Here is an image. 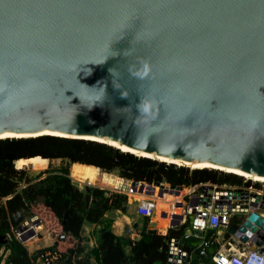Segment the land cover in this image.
Listing matches in <instances>:
<instances>
[{
  "label": "water",
  "instance_id": "95a60500",
  "mask_svg": "<svg viewBox=\"0 0 264 264\" xmlns=\"http://www.w3.org/2000/svg\"><path fill=\"white\" fill-rule=\"evenodd\" d=\"M46 131L264 176V0H0V135Z\"/></svg>",
  "mask_w": 264,
  "mask_h": 264
},
{
  "label": "trees",
  "instance_id": "16d2710c",
  "mask_svg": "<svg viewBox=\"0 0 264 264\" xmlns=\"http://www.w3.org/2000/svg\"><path fill=\"white\" fill-rule=\"evenodd\" d=\"M28 159H60L67 161L58 167H48L34 176H29L25 169L14 168V162ZM73 163V164H72ZM74 164L98 168L117 176L145 181L147 183H168L186 185L198 182H217L240 184L243 178L215 169L176 166L148 157H139L124 152L106 143L66 138L53 135H39L23 138L0 139V236L8 237L5 244L0 243V264H35L36 255L47 254L53 264H91L92 255H96L98 264H165L169 243L179 240V246L191 252L188 264H211V256L217 250L218 243L212 237L211 244L205 247L206 257H196L192 250L199 239L186 232L187 225L169 228L166 234H159L149 229L144 222L140 237L131 241L128 236L117 235L112 231L113 219L107 216L109 211H121L126 214V195L104 189L89 187L84 194L77 192L69 175ZM118 174H116V171ZM42 175H45L41 178ZM71 176V175H70ZM249 184V181L246 183ZM25 186V188H22ZM43 205L49 209L60 222L66 215L62 232L65 242L73 238V243L62 250L63 240L52 246L43 247L29 254L26 246L17 239L12 228L34 216L35 210ZM164 204L158 202L154 222L160 225ZM34 210V211H35ZM71 224L72 229H68ZM83 224H93L92 236L95 247L87 248L81 237L74 234ZM156 224V225H157ZM235 224V223H234ZM78 231V232H79ZM77 232V234H78ZM215 231H208L206 237ZM60 234V233H59ZM227 236V233H224ZM87 240V239H86ZM73 249L71 254L67 253Z\"/></svg>",
  "mask_w": 264,
  "mask_h": 264
},
{
  "label": "built area",
  "instance_id": "2783aa9c",
  "mask_svg": "<svg viewBox=\"0 0 264 264\" xmlns=\"http://www.w3.org/2000/svg\"><path fill=\"white\" fill-rule=\"evenodd\" d=\"M130 181L131 187L128 191L123 192L117 188L108 190V188V194L116 192L126 195V205L134 203V213L146 221L147 228H149L148 221H151L159 199L167 194L171 196L170 208L167 211L169 214L168 224L164 228H156L159 234H166L169 228L187 225V233L192 234V231H198L192 234L199 239L197 247L205 250V247L211 244L212 237L218 243L217 250L211 256V264H264V252L260 251L264 242L257 246L252 240L253 236L258 238V231H261L260 226H256V230H252L245 242L228 232L230 226L237 230L252 212H256L264 218L263 183L245 177L240 184L208 181L170 185L132 179ZM176 210H178L177 213ZM251 224L254 225V222ZM143 226H139L137 220L131 218L123 235L128 236L131 241H135L140 237ZM35 228L36 226H34V230H37ZM208 231H215V233L206 237ZM12 233L20 240L21 233L18 227L12 228ZM224 233H227V236ZM175 241H177V245H175ZM187 254L191 255V252L188 253L182 249L178 239H172L169 243L165 264H182V257ZM37 258L35 264H53L47 254H41Z\"/></svg>",
  "mask_w": 264,
  "mask_h": 264
},
{
  "label": "rangeland",
  "instance_id": "374dc122",
  "mask_svg": "<svg viewBox=\"0 0 264 264\" xmlns=\"http://www.w3.org/2000/svg\"><path fill=\"white\" fill-rule=\"evenodd\" d=\"M129 153V152H128ZM66 163L67 161L65 160H60V159H47V160H42V159H28V160H19L16 163L14 162V168L16 169H25L26 173L29 176H34L36 175L38 172L46 170L48 167H58L60 164L62 163ZM16 164V167H15ZM73 164V163H72ZM184 167V166H183ZM192 169V168H189ZM116 171V170H115ZM223 172V171H222ZM89 174V172L86 170L85 167L82 166H78V165H74L72 166L71 169V176L69 175V179L71 181V183L74 185V187L77 189V192H80L82 194H84V189L85 186H90V187H98V188H102L106 191V194H108L109 192L107 191L108 188L106 187H102V186H98L100 183V179L97 176H94L93 179L90 180H86L83 179L80 174ZM116 174H118V172H115ZM226 173V172H224ZM45 175H42L41 178H43ZM243 178V177H242ZM87 181V182H86ZM258 184V183H257ZM22 188H25V186H22ZM108 190H113V189H108ZM85 196V194H84ZM170 208V205H167L166 208L163 209V215H162V219H161V224L158 225L157 222H154V215L156 213V209L154 212V215L151 218V221H148V227L149 229H155L156 228H160L161 226H164L165 224L167 225V221H168V212ZM35 209L32 208V211L34 213L33 217L39 218L40 222H41V228L35 230L34 235L28 239L24 243V245H26L29 250H31L32 248H34L35 246H42L43 244H47V243H55L56 239H58V236L61 234H65V231L62 232V227L60 222L57 220V218L54 216V214L47 209L46 207H44L43 205H39V207L34 211ZM126 216L132 217L134 218V220H137V223L139 226L144 225V222H146L144 219L137 217L136 214L134 213V203H129L127 206V210H126ZM107 216L112 218L113 220H117V219H122L123 224H119V223H115L114 226V231L121 232L120 234L117 235H123V233H125V228L127 226V224L131 221V218L127 219L123 213L120 211H109L107 213ZM32 218V217H31ZM159 223V222H158ZM157 224V225H156ZM88 224H83L81 229L82 230H78V234L76 232V234H74L75 237L79 236L81 237V241L82 243L88 244V247L91 248L89 241L90 240H86V235H87V229L88 227H86ZM121 225H123L122 227H120ZM68 229H72L71 224L68 225ZM122 228V230H121ZM41 233V234H40ZM60 233V234H59ZM86 234V235H85ZM116 234V233H115ZM85 235V236H84ZM40 236H44V237H40ZM37 238V239H34ZM54 239V240H52ZM90 239L91 241H94V238L92 237V235H90ZM61 240H63V243L61 244L62 246V250L65 251L66 247L70 246V244L73 243V238H70L68 241L65 242V239H58V241L60 242ZM53 244H51L50 246H52ZM49 246V247H50ZM48 247V246H46ZM27 249V250H28ZM41 248L36 249L35 251L29 252V254H33L34 252H36L37 250H39ZM38 255L35 256L34 262H36V259L38 260ZM72 261V260H71Z\"/></svg>",
  "mask_w": 264,
  "mask_h": 264
},
{
  "label": "bare ground",
  "instance_id": "6f19581e",
  "mask_svg": "<svg viewBox=\"0 0 264 264\" xmlns=\"http://www.w3.org/2000/svg\"><path fill=\"white\" fill-rule=\"evenodd\" d=\"M44 134H48V135H53V136H64V137H75L73 135H66V134H62V133H58V132H50V131H46V132H43ZM40 134L36 133V134H11V133H3L0 135V139L2 138H23V137H35V136H38ZM83 139H87V140H94V141H105L106 143H108L109 145L115 147V148H118L119 150L121 151H124V152H129L131 154H134L136 156H139V157H148V158H152V159H156L158 161H163L165 163H168V164H175L176 166H184V167H188V168H192V169H200V168H209V169H218V170H221L223 172H226V173H232V174H236V175H240L242 177H245V178H248V179H251L252 181H256V182H260V183H263L264 184V176H259V175H253V174H250V173H246L240 169H234V168H230V167H222V166H217V165H212V164H209V163H193V162H187V161H182V160H179V159H175V158H169V157H163V156H153L151 154H148V153H145V152H139V151H136V150H133L125 145H122V144H119L117 142H113V141H107V140H100V139H97V138H94V137H82ZM75 166L77 164H74ZM73 165V166H74ZM79 166V165H78ZM82 167H85V166H82ZM86 170L89 172V174H86V173H83V174H80V176L83 178V179H86V180H90V179H93L94 176H97L100 180V183L98 186H102V187H106V188H109V189H113V188H117V189H120L121 191L125 192V191H128L130 189V185H131V181L129 179H126V178H123V177H120V176H117L115 174H112V173H109V172H105L101 169H98V168H90V167H85ZM87 182V181H86ZM171 200V196L165 194L163 197H161L159 199L158 202H161L164 204V208L167 207V205H170L169 201ZM157 206H158V203H157ZM178 210H176V213H177ZM156 212H157V208H156ZM156 215V213H155ZM155 215H154V219H157L155 218ZM168 217H169V214H168ZM167 224H168V221H167ZM39 226L41 225H38L36 226V228L40 229ZM166 226V224L164 226H161L160 228H164Z\"/></svg>",
  "mask_w": 264,
  "mask_h": 264
},
{
  "label": "crops",
  "instance_id": "0c3cea01",
  "mask_svg": "<svg viewBox=\"0 0 264 264\" xmlns=\"http://www.w3.org/2000/svg\"><path fill=\"white\" fill-rule=\"evenodd\" d=\"M127 219H129V218H132V217H129V216H126V215H124ZM115 223H119V224H123V221H122V219H117V220H113V223H112V231L114 232V233H116V234H120L121 232H119V233H117L118 232V230H117V232L116 231H114V226H115ZM123 225H121L120 227H122ZM86 227H88V229H87V235H86V239L87 240H90L89 241V244H90V246H91V248L92 247H95L96 246V244H95V238H94V236H92L93 238H94V241H91V239H90V235H92V230H93V228H94V225L93 224H88ZM39 228H41V226H39ZM38 229V228H37ZM121 230H122V228H121ZM41 234V233H40ZM84 235V236H85ZM40 237H44V236H40ZM34 239H37V238H34ZM52 240H54V239H52ZM51 244H53V243H47V244H43L42 246H35L34 248H32L31 250H29L28 248V250L30 251V252H32V251H35L36 249H38V248H43V247H46V246H50ZM27 245V244H26ZM25 245V246H26ZM27 247V246H26ZM87 248L88 249H90L89 247H88V244H87ZM190 259H191V256H190ZM190 259H189V261H190ZM91 264H98L99 263V260H98V258H97V256L96 255H92V257H91ZM189 263V262H188Z\"/></svg>",
  "mask_w": 264,
  "mask_h": 264
},
{
  "label": "clouds",
  "instance_id": "9594fccd",
  "mask_svg": "<svg viewBox=\"0 0 264 264\" xmlns=\"http://www.w3.org/2000/svg\"><path fill=\"white\" fill-rule=\"evenodd\" d=\"M215 170H218V169H215ZM218 171H221V170H218ZM236 175V174H235ZM238 176H240V175H238ZM240 177H242V176H240ZM244 178V177H243ZM197 248V247H196ZM194 251V250H193ZM191 256V255H190Z\"/></svg>",
  "mask_w": 264,
  "mask_h": 264
}]
</instances>
